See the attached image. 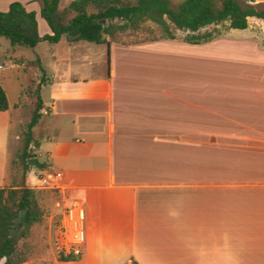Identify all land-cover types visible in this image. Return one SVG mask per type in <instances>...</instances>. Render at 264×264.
Listing matches in <instances>:
<instances>
[{
	"label": "crops",
	"instance_id": "crops-1",
	"mask_svg": "<svg viewBox=\"0 0 264 264\" xmlns=\"http://www.w3.org/2000/svg\"><path fill=\"white\" fill-rule=\"evenodd\" d=\"M14 1L34 13L39 36L50 33L36 0H0V11ZM212 28L196 44L177 31L107 45L61 37L43 55L45 42L32 48L47 78L32 128L44 167L23 182L32 170L33 185L52 191L47 221L60 220L57 228L72 205L82 212L80 253L62 262L264 264V21L247 17L241 36L226 22L200 31ZM7 106L0 188L24 122Z\"/></svg>",
	"mask_w": 264,
	"mask_h": 264
},
{
	"label": "trees",
	"instance_id": "trees-1",
	"mask_svg": "<svg viewBox=\"0 0 264 264\" xmlns=\"http://www.w3.org/2000/svg\"><path fill=\"white\" fill-rule=\"evenodd\" d=\"M36 1L39 3V16L45 21L50 33L39 36L34 13L26 11L22 4L14 1L8 4L5 11H0V37L5 38L11 46L33 48L39 42L55 44L61 37H65L68 42L84 41L93 44L138 43L173 39L177 31L186 32L183 37L185 42L196 44L214 35V28L200 31L205 27L226 22L227 28L244 29L247 17L264 21V9L257 8L248 0H180L175 8L170 6V0H72L61 10L57 9L59 0ZM137 34L143 36L138 38ZM128 37L131 39L126 41ZM23 62L17 60L15 64H21L24 72L34 68L40 72V77L34 86L28 85L19 91L15 103V107H21L29 98L33 108L24 128L19 132L20 147L13 157V161L20 167L19 181H12L0 188L2 264H22L26 261V257L13 243L12 233L18 228L24 237L29 227L44 217V213L36 206L35 190L26 187L23 180L30 167H44L34 153L38 143L33 140L32 128L42 114L43 103L39 89L47 78L37 58L25 64ZM7 107L0 86V111H5ZM21 209L24 210L23 217L13 227V221ZM72 259L68 255L60 258L63 261Z\"/></svg>",
	"mask_w": 264,
	"mask_h": 264
},
{
	"label": "rangeland",
	"instance_id": "rangeland-1",
	"mask_svg": "<svg viewBox=\"0 0 264 264\" xmlns=\"http://www.w3.org/2000/svg\"><path fill=\"white\" fill-rule=\"evenodd\" d=\"M176 5L177 4L172 5V3H170V6L172 8H175ZM256 6L257 8L264 9V5L259 4ZM67 16H69V14ZM148 25L152 26L151 24ZM230 32H233L231 35H242L240 33L241 30L234 29ZM136 36L140 38L143 35L137 34ZM130 39V37L125 38L126 41H129ZM50 45L51 44H48L46 42L42 43L41 46H43L45 50L36 49V52L40 53V55H43L44 52L47 51V49L52 48ZM41 51L43 52L41 53ZM47 52L50 51L48 50ZM10 57H13L15 59L31 60L36 56L33 53L32 48L23 46H11L5 38L0 37V86L7 97L9 107H12V105L16 103L19 97V91L22 88H25L28 85L34 86L36 84L39 78H35V76L39 73L34 68H30L28 72H24L22 70L21 64L10 63ZM25 62L26 61H24L23 63L25 64ZM44 63L45 68L48 64L46 63V61ZM25 102L26 103L20 107V117L24 122L19 126V132L24 128V125L28 121L31 110L33 108L32 101L29 100V98L28 101L25 100ZM18 147H20V141ZM31 173L32 174L28 177V187L35 190L36 206L44 213V217H42L40 221L33 223L29 227V230L24 237L21 236L20 232L18 234V238L15 243L17 246V250H19L26 257V261L22 264H54V260L61 261L59 264H73L71 262H62L63 260H60V258H63L64 256L59 254L56 249L57 240L60 236V231L58 229L59 227L57 228V226L60 224V220L55 222L47 221L54 196L49 190L41 189L40 187H38V185H33L37 183V179L36 176L33 175L34 171L31 170ZM19 174L20 167L12 159L7 169V185L12 181H19Z\"/></svg>",
	"mask_w": 264,
	"mask_h": 264
},
{
	"label": "built area",
	"instance_id": "built-area-1",
	"mask_svg": "<svg viewBox=\"0 0 264 264\" xmlns=\"http://www.w3.org/2000/svg\"><path fill=\"white\" fill-rule=\"evenodd\" d=\"M57 176H55L56 178ZM65 225L59 228L60 236L57 240V252L61 255L76 257L83 244V215L81 210L72 205L64 211Z\"/></svg>",
	"mask_w": 264,
	"mask_h": 264
},
{
	"label": "water",
	"instance_id": "water-1",
	"mask_svg": "<svg viewBox=\"0 0 264 264\" xmlns=\"http://www.w3.org/2000/svg\"><path fill=\"white\" fill-rule=\"evenodd\" d=\"M251 2H252V0H249V3H251ZM23 214H24V210L23 209L18 211L17 217L13 221V227H16L18 225V223L20 222L21 218L23 217ZM19 232H20V230L18 228H15L13 233H12V240H13L14 244L17 241Z\"/></svg>",
	"mask_w": 264,
	"mask_h": 264
}]
</instances>
